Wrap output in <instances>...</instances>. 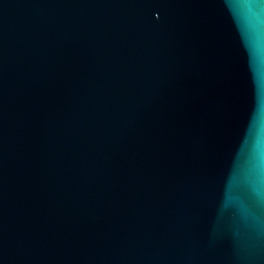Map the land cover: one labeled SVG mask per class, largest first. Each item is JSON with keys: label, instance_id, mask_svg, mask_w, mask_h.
Listing matches in <instances>:
<instances>
[{"label": "water", "instance_id": "1", "mask_svg": "<svg viewBox=\"0 0 264 264\" xmlns=\"http://www.w3.org/2000/svg\"><path fill=\"white\" fill-rule=\"evenodd\" d=\"M0 264H264V0H0Z\"/></svg>", "mask_w": 264, "mask_h": 264}]
</instances>
